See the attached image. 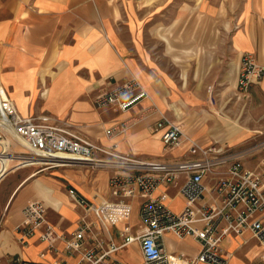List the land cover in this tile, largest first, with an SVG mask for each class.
<instances>
[{
	"label": "crops",
	"instance_id": "crops-1",
	"mask_svg": "<svg viewBox=\"0 0 264 264\" xmlns=\"http://www.w3.org/2000/svg\"><path fill=\"white\" fill-rule=\"evenodd\" d=\"M160 3L161 0H0V77L21 114H50L98 145L114 147L119 154L138 160L178 159L184 149L165 150L161 141L163 131H156L160 115L152 110L155 103L202 143L227 146L219 127H198L182 119L178 109L173 108L171 100L179 84L170 68L177 67L180 59L200 57L209 68H225L220 75L231 90L237 89L245 52L254 53L264 64V0H195L190 11L203 7L206 16L218 13L221 33L211 36L207 27L210 23L205 20L207 34H185L183 40L163 34L154 38L152 46L146 36L147 13ZM228 3L234 4L237 14L236 28L230 36L226 35L230 24L223 18ZM179 19L178 14L172 23ZM132 76L141 80L151 94L150 99L123 112L95 107L96 96ZM183 77L185 80V74ZM184 80L182 88L187 87ZM252 92L260 96L264 80L254 85ZM123 123L127 129L122 134H106L107 129ZM96 158L119 161L100 152ZM82 167L88 170L83 171ZM10 168L6 163L0 164V264H80V256L68 252L65 244L85 215L84 209L70 197V188L96 206L130 207L128 216L101 211L105 225L96 213L90 220L106 248H116L108 261L143 264L139 242L125 244L123 236L127 225V236L139 234L143 199H124L109 184L111 176L124 172V168L114 164L78 165L57 171L54 177H37L43 171L31 172L28 165L7 173ZM90 169L94 171L92 176ZM211 181L212 177H208L205 184L209 186ZM183 182L181 176L169 185H161L153 197L162 198L170 209L180 213L186 203L180 193ZM33 201L45 204L49 224L62 235L54 250L40 238L45 229L36 232L26 245L18 240L16 228L24 219L25 206ZM162 242L166 264H189L201 251V241L193 237L180 239L167 232ZM222 248L229 264H264L263 247L249 230L241 235L230 234Z\"/></svg>",
	"mask_w": 264,
	"mask_h": 264
},
{
	"label": "built area",
	"instance_id": "built-area-1",
	"mask_svg": "<svg viewBox=\"0 0 264 264\" xmlns=\"http://www.w3.org/2000/svg\"><path fill=\"white\" fill-rule=\"evenodd\" d=\"M263 79L264 64L254 53L245 52L237 80L239 94H245ZM150 98L151 94L141 80L132 76L96 96L94 105L98 109L112 107L123 112ZM152 110L160 115L156 131H163L161 141L165 150L183 148L184 154L180 158L172 161L138 160L119 154L114 147L106 149L98 145L50 114L23 115L6 92L0 77V164L11 167L7 173L24 165L35 167L38 172L78 165L114 164L124 168V172L111 176L109 184L124 199H143L139 234L127 236L130 231L127 225L123 235L125 244L134 240L139 242L143 264H166L162 238L167 232L180 239L193 237L201 241L199 255L189 260V264H229L222 248L224 239L247 230L264 250V157L256 168L250 169L244 161L248 150H235L218 143L204 144L187 133L181 124L173 122L155 103ZM126 125L117 124L107 129L106 134H122ZM99 152L119 161L97 159ZM181 176L184 182L180 193L186 203L183 210L176 213L162 198L153 197V193L159 186L169 185ZM208 177H212L209 186L205 184ZM69 195L84 209L85 215L78 229L65 240L68 252L80 256V264H117L107 260L115 246L106 248L98 238L90 216L96 213L105 225L102 212L108 210L128 216L130 207L122 204L96 206L75 188L69 189ZM23 216L16 228L19 242L26 245L36 232L45 229L40 238L54 250L62 235L49 224L45 204L30 202L25 206ZM1 225L0 222V229ZM261 259L264 262V253Z\"/></svg>",
	"mask_w": 264,
	"mask_h": 264
},
{
	"label": "rangeland",
	"instance_id": "rangeland-1",
	"mask_svg": "<svg viewBox=\"0 0 264 264\" xmlns=\"http://www.w3.org/2000/svg\"><path fill=\"white\" fill-rule=\"evenodd\" d=\"M193 5L195 0H161L154 11L147 13L148 45L154 46V38L163 34L179 36L180 40H183L185 34L195 36L207 34L208 28L211 36L220 34L218 13L206 16L203 7L190 11ZM178 14L179 22L172 23L178 18ZM223 18L228 25L230 24L226 30V35L230 36L236 28L237 21L234 4L228 3L227 10H223ZM205 20H208L212 26L209 24L206 28L208 22H204ZM170 70L173 75L175 74L179 84L171 104L174 109H178L182 119L192 121L198 127L214 129L219 127L221 133H224L227 146L235 150H248L249 154L244 159L246 166L250 169L256 168L264 157V92H261L260 96L252 92V87L258 84L251 86L245 94H239L237 89L231 90L225 78L220 75L223 71L225 73V68L221 69L217 65L209 68L206 66V60L200 57L180 59L177 67H172ZM183 80L187 83L186 88H182ZM168 116L171 119V116ZM255 130L257 133H254ZM29 169L31 172H38L35 167ZM63 169L45 170L37 177L43 175L54 177L57 171ZM80 169L88 170L84 167ZM92 169H90L91 176L94 172ZM87 175L89 176L88 173ZM176 203L179 204L178 201Z\"/></svg>",
	"mask_w": 264,
	"mask_h": 264
}]
</instances>
